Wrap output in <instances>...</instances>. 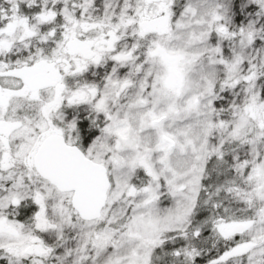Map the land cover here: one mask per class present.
Returning a JSON list of instances; mask_svg holds the SVG:
<instances>
[{"label": "snow or ice", "instance_id": "1", "mask_svg": "<svg viewBox=\"0 0 264 264\" xmlns=\"http://www.w3.org/2000/svg\"><path fill=\"white\" fill-rule=\"evenodd\" d=\"M0 264H264V0H0Z\"/></svg>", "mask_w": 264, "mask_h": 264}]
</instances>
